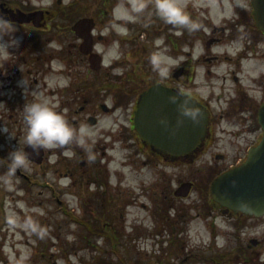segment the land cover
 I'll return each instance as SVG.
<instances>
[{
	"label": "flooded vegetation",
	"instance_id": "1",
	"mask_svg": "<svg viewBox=\"0 0 264 264\" xmlns=\"http://www.w3.org/2000/svg\"><path fill=\"white\" fill-rule=\"evenodd\" d=\"M98 1L103 7H92L91 52L85 55L82 39L74 31L76 22L64 34L63 27L54 24L58 17L54 6L42 8L43 0H0V16L18 25L13 36L0 35V40L8 41L9 49L0 62V147L7 151L0 158H9L12 148L21 146L32 164L22 110L37 94L56 97L57 111L67 108L66 119L72 115L77 130L83 127L81 122L96 128L102 115L113 116V125L100 131L87 146H141L164 165L200 160L211 146L220 143L219 135H229L234 145L243 141L245 146H256L261 141L264 32L257 26L252 0H180L189 26L164 22L154 9V0H94ZM126 8L127 17L121 14ZM15 36H22V42H16ZM107 50L115 55L104 63ZM54 64L61 66L58 71ZM60 78L67 79V87H60ZM50 79L58 82L54 88H49ZM154 86L169 89L208 111L205 135L193 153L165 154L137 132L135 111L143 94ZM101 94L112 104L100 103L97 110L92 101ZM223 124L236 127V131L224 129ZM83 139L86 142L89 136ZM6 166L18 173L16 166ZM211 204L216 217L226 222L224 230L215 221L206 223L208 239L196 247L188 238L192 228L175 225L167 241L168 260L158 263L264 264V216L236 212L212 199Z\"/></svg>",
	"mask_w": 264,
	"mask_h": 264
},
{
	"label": "rangeland",
	"instance_id": "2",
	"mask_svg": "<svg viewBox=\"0 0 264 264\" xmlns=\"http://www.w3.org/2000/svg\"><path fill=\"white\" fill-rule=\"evenodd\" d=\"M59 1L43 0L42 8L54 6L58 16L54 24L62 26L64 34L75 22L74 28L81 20H90L95 4L98 10L103 7L94 0ZM121 14L127 17V8ZM114 55L107 50L104 63ZM60 67L54 64L57 71ZM68 83L60 78L61 88ZM57 84L50 79L49 88ZM103 95L92 101L93 108L112 104ZM47 99L60 110L56 97L47 95ZM68 112L64 108L61 114L66 118ZM70 117L69 124L77 129ZM112 117L102 115L96 128L80 121L89 139L79 142L80 146L45 149L42 164H30L26 158L23 166H16L10 158H0V264H119L121 260L124 264H159L160 259L168 260L171 227L188 224L192 228L188 238L196 247L208 239L206 223L215 221L224 230L226 222L210 209L209 187L215 176L247 156L252 146L243 141L234 145L229 135H219L220 143L200 160L171 165H164L141 146H87L113 125ZM223 126L236 131L234 126ZM6 153L1 146L0 155ZM215 155L225 158L219 161ZM7 164L27 178L9 170ZM188 182L194 184L191 195L176 198L174 190ZM86 219L96 224L97 233L88 231Z\"/></svg>",
	"mask_w": 264,
	"mask_h": 264
},
{
	"label": "water",
	"instance_id": "3",
	"mask_svg": "<svg viewBox=\"0 0 264 264\" xmlns=\"http://www.w3.org/2000/svg\"><path fill=\"white\" fill-rule=\"evenodd\" d=\"M253 7L257 25L264 32V0H253ZM90 22L81 20L75 27L84 39V53H88L91 45ZM259 120L264 131V104ZM208 122L205 108L196 107L193 101L160 86H154L143 94L134 118L136 130L145 141L155 145L152 146L154 149L174 156L192 153L205 135ZM27 153L37 164L43 163L44 150L37 153L31 149ZM192 188V183H184L175 196L187 198ZM210 192L213 200L223 207L264 216V134L261 143L249 151L248 159L219 176L212 183Z\"/></svg>",
	"mask_w": 264,
	"mask_h": 264
},
{
	"label": "clouds",
	"instance_id": "4",
	"mask_svg": "<svg viewBox=\"0 0 264 264\" xmlns=\"http://www.w3.org/2000/svg\"><path fill=\"white\" fill-rule=\"evenodd\" d=\"M154 9L166 23L177 26H189L191 23L180 0H154ZM17 28L18 25L11 18L0 16V35L7 33L8 36H13ZM22 39V36L14 38L19 43ZM8 51V41L0 40V62H4ZM22 83L24 84V81ZM22 111L26 125L25 143L34 152L61 148L74 141L83 143L86 130L74 129L42 94H37L31 103L27 102ZM25 152L17 148L9 154V158L14 165L23 166L26 160Z\"/></svg>",
	"mask_w": 264,
	"mask_h": 264
},
{
	"label": "trees",
	"instance_id": "5",
	"mask_svg": "<svg viewBox=\"0 0 264 264\" xmlns=\"http://www.w3.org/2000/svg\"><path fill=\"white\" fill-rule=\"evenodd\" d=\"M84 223L87 226L88 231H90L91 233H97V231H99V228L96 226L95 223L89 222V221H87V219H86V221H84ZM94 226H96V229H94Z\"/></svg>",
	"mask_w": 264,
	"mask_h": 264
}]
</instances>
